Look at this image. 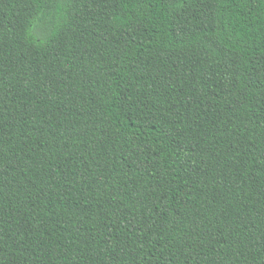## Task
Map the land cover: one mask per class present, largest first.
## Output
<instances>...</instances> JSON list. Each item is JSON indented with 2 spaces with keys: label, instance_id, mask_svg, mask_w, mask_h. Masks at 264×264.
Segmentation results:
<instances>
[{
  "label": "trees",
  "instance_id": "16d2710c",
  "mask_svg": "<svg viewBox=\"0 0 264 264\" xmlns=\"http://www.w3.org/2000/svg\"><path fill=\"white\" fill-rule=\"evenodd\" d=\"M0 264H264V0H0Z\"/></svg>",
  "mask_w": 264,
  "mask_h": 264
}]
</instances>
